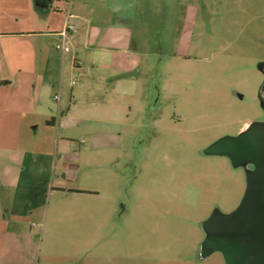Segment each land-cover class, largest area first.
<instances>
[{"label":"rangeland","instance_id":"374dc122","mask_svg":"<svg viewBox=\"0 0 264 264\" xmlns=\"http://www.w3.org/2000/svg\"><path fill=\"white\" fill-rule=\"evenodd\" d=\"M28 1L0 0L8 29L52 10ZM112 1L59 3L78 65L66 60L54 125L29 112L32 80L20 75V113L6 110L14 84L0 87V253L18 233L12 264H227L209 227L257 168L221 143L264 121V0ZM46 154L96 195L52 191Z\"/></svg>","mask_w":264,"mask_h":264},{"label":"crops","instance_id":"0c3cea01","mask_svg":"<svg viewBox=\"0 0 264 264\" xmlns=\"http://www.w3.org/2000/svg\"><path fill=\"white\" fill-rule=\"evenodd\" d=\"M64 1L65 0H54L52 7H50L52 10L46 11L45 13L38 12V10H35L37 12L34 13L31 12L30 24L27 26L22 25L20 28L8 29V26L4 25V19L0 18V57L1 60L4 61L10 73L9 77V75L1 71L2 64L0 62V87H5V85L10 87L14 84L10 94L7 95L6 110H9L11 113L21 112V108L13 107L11 109V107L14 102L13 99H15L16 96V91L20 88V75H23L22 79H30L34 82L33 94L35 104L33 109L29 112L31 114H38L45 117L44 119H46L47 125H54L56 123L55 119V123L48 124V120L51 118L47 119V117L51 114V99L61 101V92L63 91V74H65L64 70L66 60L68 59L67 61H69L71 65H78L77 54H72L69 58H67L68 54L72 52L71 48L68 52H64V50H61L58 46L54 47V44H51L50 46L48 44L47 46L46 43H40L37 41V39L40 38L47 40L55 37H62V34L66 31L71 39L74 38L73 28L69 25L68 17L63 14L61 7L59 6V3ZM117 1L121 2L119 5L120 7L122 4H125L127 6L126 9H128L132 3V0ZM114 3L115 0L112 1L110 5H114ZM28 5L29 6L27 8L32 7L30 5H34L33 0H29ZM35 7L37 8V6ZM121 12H123L122 8ZM16 15L18 16L15 17V21L19 22L22 19V15L20 13ZM58 15L61 16L60 20L57 17ZM70 16L72 17L73 14ZM86 38H88V33L85 35L84 43H86ZM39 77L42 78L40 82L38 80ZM74 81L73 83L75 84ZM59 83L60 92L57 93L58 89L56 88V85ZM262 89H264V84ZM56 95H59L58 99L55 98ZM65 152L66 154L69 153V151ZM65 160L61 166L62 168L65 164H67ZM35 162L37 168L46 171L47 174H51L52 181L50 183V189L52 191L57 190L59 193H68V195L71 193L96 195L94 190L81 188L73 182L66 184L65 182L69 177V173H63L61 170L58 175V172L52 168L55 166L53 165L54 160L52 155L46 154L43 159L44 163L40 162L39 158ZM47 174L45 173V175ZM56 179H58L57 183H55ZM15 215L18 216L16 213ZM14 218L17 220L21 219L20 216ZM19 235L20 234L18 233L9 234L4 240V250L0 253V264H12L14 258L18 257L17 254L13 255L11 247L19 242Z\"/></svg>","mask_w":264,"mask_h":264},{"label":"water","instance_id":"95a60500","mask_svg":"<svg viewBox=\"0 0 264 264\" xmlns=\"http://www.w3.org/2000/svg\"><path fill=\"white\" fill-rule=\"evenodd\" d=\"M54 0H33L48 9ZM236 159L256 161L245 195L238 208L216 216L209 227L208 243L225 254L227 264H264V121L252 122L238 135L221 143Z\"/></svg>","mask_w":264,"mask_h":264},{"label":"built area","instance_id":"2783aa9c","mask_svg":"<svg viewBox=\"0 0 264 264\" xmlns=\"http://www.w3.org/2000/svg\"><path fill=\"white\" fill-rule=\"evenodd\" d=\"M62 49L64 50V52H68L70 50V47L67 45V41H68V38H69V35H68V32H64L62 34ZM75 82V81H74ZM56 99L59 98V95H56L55 96Z\"/></svg>","mask_w":264,"mask_h":264},{"label":"trees","instance_id":"16d2710c","mask_svg":"<svg viewBox=\"0 0 264 264\" xmlns=\"http://www.w3.org/2000/svg\"><path fill=\"white\" fill-rule=\"evenodd\" d=\"M52 123H55V118H51L50 120H48V124H52Z\"/></svg>","mask_w":264,"mask_h":264}]
</instances>
